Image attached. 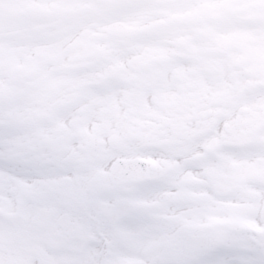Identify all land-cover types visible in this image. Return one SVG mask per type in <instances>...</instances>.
Returning a JSON list of instances; mask_svg holds the SVG:
<instances>
[{
    "label": "snow or ice",
    "instance_id": "snow-or-ice-1",
    "mask_svg": "<svg viewBox=\"0 0 264 264\" xmlns=\"http://www.w3.org/2000/svg\"><path fill=\"white\" fill-rule=\"evenodd\" d=\"M0 264H264V0H0Z\"/></svg>",
    "mask_w": 264,
    "mask_h": 264
}]
</instances>
